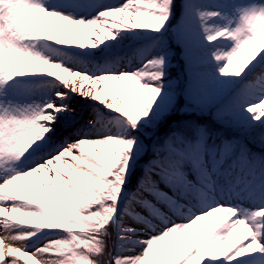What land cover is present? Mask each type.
<instances>
[{
    "label": "snow or ice",
    "instance_id": "snow-or-ice-1",
    "mask_svg": "<svg viewBox=\"0 0 264 264\" xmlns=\"http://www.w3.org/2000/svg\"><path fill=\"white\" fill-rule=\"evenodd\" d=\"M258 37L264 0H0V264H264Z\"/></svg>",
    "mask_w": 264,
    "mask_h": 264
},
{
    "label": "rangeland",
    "instance_id": "rangeland-1",
    "mask_svg": "<svg viewBox=\"0 0 264 264\" xmlns=\"http://www.w3.org/2000/svg\"><path fill=\"white\" fill-rule=\"evenodd\" d=\"M110 2H114V0H110ZM213 0H209V4L210 6L212 5ZM29 21L30 23H32V25L38 30V31H45V34H50L46 31V24L44 21V17L40 14H34L32 16L29 17ZM91 30V29H89ZM88 30V31H89ZM91 32V31H89ZM150 39L146 38L145 40ZM257 45H259L261 48H264V37H258L257 41L249 46L248 48L242 49L240 52V56L237 58H234L233 60V66L234 69L237 66L238 62H243L244 60H246L252 53V51L254 49H256ZM141 46V43H137L134 42L133 45H128L125 43H122L121 46H119V48L117 50H119L120 55L125 57L124 63L127 64V61L129 59H131L132 64L135 66H140V64L142 63L140 57L138 55H136L137 49ZM174 67H178V66H174ZM56 71V70H54ZM73 106L76 107L79 111L86 112L88 110V106L87 104L83 101V100H77V101H73ZM28 182V181H26ZM31 186V185H30ZM7 215V213L5 214ZM226 218V215L224 216V218L220 221V224H222L224 222ZM14 221L18 220L19 217L13 216L12 218ZM27 226V225H26ZM0 232H2V229H0ZM243 233V227L241 226V228H238L237 232L233 234V236L228 238V243L229 244H235L239 241L240 236ZM25 261L28 262V264H36L35 261L31 260L29 257H25L24 260L21 261V264H25Z\"/></svg>",
    "mask_w": 264,
    "mask_h": 264
},
{
    "label": "trees",
    "instance_id": "trees-1",
    "mask_svg": "<svg viewBox=\"0 0 264 264\" xmlns=\"http://www.w3.org/2000/svg\"><path fill=\"white\" fill-rule=\"evenodd\" d=\"M117 19H119V16L116 17ZM93 35H95V33H93ZM148 38V37H145V39ZM134 42H142V41H138V40H135L133 37L131 36H128L125 38V41L123 43L125 44H131V43H134ZM54 71V69H47L45 68V71ZM243 85L242 84H238L236 85V89L239 90L240 88H242ZM94 151V149H93ZM226 214H221L220 216V220H219V223L220 221L224 218ZM215 222V216L213 217H209L207 218L206 220V223L209 225V228L211 227L212 223ZM110 244L112 243V241L109 242ZM233 246V244H229L228 241H226V243L224 244V249L227 250L229 247ZM103 261L105 262V264H107V260L109 259V257L106 255L104 256L103 258Z\"/></svg>",
    "mask_w": 264,
    "mask_h": 264
},
{
    "label": "bare ground",
    "instance_id": "bare-ground-1",
    "mask_svg": "<svg viewBox=\"0 0 264 264\" xmlns=\"http://www.w3.org/2000/svg\"><path fill=\"white\" fill-rule=\"evenodd\" d=\"M119 52V51H118Z\"/></svg>",
    "mask_w": 264,
    "mask_h": 264
}]
</instances>
